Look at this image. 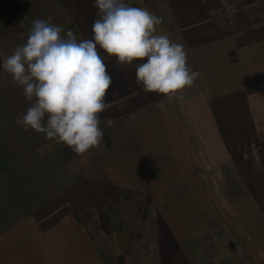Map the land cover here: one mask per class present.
I'll return each mask as SVG.
<instances>
[{
  "label": "crops",
  "instance_id": "obj_1",
  "mask_svg": "<svg viewBox=\"0 0 264 264\" xmlns=\"http://www.w3.org/2000/svg\"><path fill=\"white\" fill-rule=\"evenodd\" d=\"M127 2L162 17L201 76L169 101L100 50L112 77L100 119L116 122L77 155L15 124L30 102L2 65L35 19L90 39L94 0H0V264H104L107 212L136 195L159 264H263L264 0Z\"/></svg>",
  "mask_w": 264,
  "mask_h": 264
},
{
  "label": "clouds",
  "instance_id": "obj_2",
  "mask_svg": "<svg viewBox=\"0 0 264 264\" xmlns=\"http://www.w3.org/2000/svg\"><path fill=\"white\" fill-rule=\"evenodd\" d=\"M94 7L98 18L90 39L78 40L72 30L65 33L51 17L35 19L25 42L2 65L30 102L15 124L64 144L77 155L99 148L101 124L111 128L116 122L100 119L111 108L106 96L112 85L100 50L115 58L117 68L135 64L137 86L169 101H182L185 89L201 76L188 65L185 46L167 32H158L162 17L127 0H94Z\"/></svg>",
  "mask_w": 264,
  "mask_h": 264
},
{
  "label": "rangeland",
  "instance_id": "obj_3",
  "mask_svg": "<svg viewBox=\"0 0 264 264\" xmlns=\"http://www.w3.org/2000/svg\"><path fill=\"white\" fill-rule=\"evenodd\" d=\"M146 202L140 195L132 196L107 212L108 229H116V234L108 236L103 243L94 241L104 264H159ZM90 238L94 240V235Z\"/></svg>",
  "mask_w": 264,
  "mask_h": 264
},
{
  "label": "trees",
  "instance_id": "obj_4",
  "mask_svg": "<svg viewBox=\"0 0 264 264\" xmlns=\"http://www.w3.org/2000/svg\"><path fill=\"white\" fill-rule=\"evenodd\" d=\"M0 67H1V59H0Z\"/></svg>",
  "mask_w": 264,
  "mask_h": 264
}]
</instances>
